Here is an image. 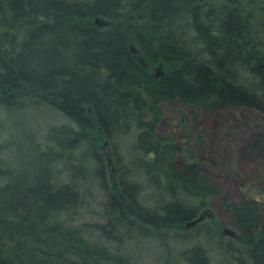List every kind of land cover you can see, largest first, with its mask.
Wrapping results in <instances>:
<instances>
[{
    "label": "trees",
    "instance_id": "16d2710c",
    "mask_svg": "<svg viewBox=\"0 0 264 264\" xmlns=\"http://www.w3.org/2000/svg\"><path fill=\"white\" fill-rule=\"evenodd\" d=\"M175 101L256 112L237 159L264 160V0H0V264H264V169L232 200L204 136L157 131ZM42 105L64 120L10 165L5 119ZM216 196L236 236L185 225Z\"/></svg>",
    "mask_w": 264,
    "mask_h": 264
},
{
    "label": "rangeland",
    "instance_id": "374dc122",
    "mask_svg": "<svg viewBox=\"0 0 264 264\" xmlns=\"http://www.w3.org/2000/svg\"><path fill=\"white\" fill-rule=\"evenodd\" d=\"M161 120L158 123L157 131L166 133L171 130L174 136V144L177 146L181 139L182 132L200 133L206 139L204 150L199 153V168L207 174L211 179L215 180L218 185L225 189L231 196L232 200L240 201L244 199L254 200V195L258 186L262 184L256 178V173L264 169V160L258 165L250 162H241L237 159V152L243 142V138L251 132L255 127L259 114L244 108L215 110L213 112H203L200 118L193 120L187 114L184 106L175 101L172 103L163 102L161 104ZM186 114L181 127L178 126L180 117ZM6 120V130H3L4 136L7 133L12 138L10 146L6 149L5 155L10 165L20 166L24 168L32 163L33 158L29 156L28 146L24 144V139L30 130L35 139H40L41 134L50 125L49 123H58L57 114L46 106H33L21 111L15 110L14 113L8 115ZM7 132V133H6ZM26 141V139H25ZM39 148H43V143H37ZM106 158V151L103 148ZM254 181V185L250 181ZM257 186V187H256ZM250 187V190L247 189ZM219 196L211 200V204L207 208V215L204 214L203 221L205 226L208 224L215 231L229 225V216L222 210L220 206ZM94 217L92 214H86L85 219ZM260 225L264 222L263 213H261ZM217 221L219 225L217 224ZM201 229V228H199Z\"/></svg>",
    "mask_w": 264,
    "mask_h": 264
},
{
    "label": "water",
    "instance_id": "95a60500",
    "mask_svg": "<svg viewBox=\"0 0 264 264\" xmlns=\"http://www.w3.org/2000/svg\"><path fill=\"white\" fill-rule=\"evenodd\" d=\"M94 20L97 21V18H95ZM158 67H159V65L156 66V69ZM155 74H156V72H155ZM207 213H208L207 212V208L203 209V211H201L200 213H198V215L195 218L186 221L185 225L186 226H189V225L195 224L196 222H198L199 220H201L203 218L204 214L207 215ZM262 228L264 229V222L262 223ZM221 232L223 234H227L229 236H236L237 235V233H236V231L234 229H232L230 227H227V226L222 227Z\"/></svg>",
    "mask_w": 264,
    "mask_h": 264
}]
</instances>
